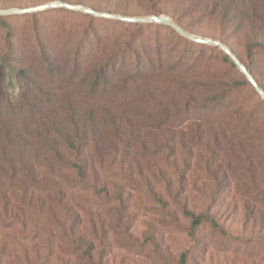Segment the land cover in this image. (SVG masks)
Instances as JSON below:
<instances>
[{"label": "rangeland", "instance_id": "1", "mask_svg": "<svg viewBox=\"0 0 264 264\" xmlns=\"http://www.w3.org/2000/svg\"><path fill=\"white\" fill-rule=\"evenodd\" d=\"M52 2L166 16L222 42L251 75L264 71V0H0V9ZM223 57L165 25L67 9L0 16V140L5 126L21 137L14 170L0 160L3 264L41 263L49 243L50 264H179L183 255L264 264V108ZM71 110L84 129L74 163L87 177L64 184L70 215L59 209L55 224L38 210L50 205L41 186L50 146L37 134L54 135ZM185 212L208 221L192 229Z\"/></svg>", "mask_w": 264, "mask_h": 264}, {"label": "trees", "instance_id": "2", "mask_svg": "<svg viewBox=\"0 0 264 264\" xmlns=\"http://www.w3.org/2000/svg\"><path fill=\"white\" fill-rule=\"evenodd\" d=\"M157 16H161V15H157ZM223 59L227 62L231 61L230 58L226 56L225 54H224ZM233 66H235L234 63H233ZM8 69H9V74L11 76V74L14 73V69L10 66ZM4 71H5V68H4ZM263 72H261L260 70L259 72L255 71L252 74L253 78L256 80L259 87L262 89H264V80H261L260 77L263 76L262 79H264ZM261 73H262V76H261ZM26 74H27L26 71H22L19 73V75H26ZM244 84H247L248 86H250L255 92V94H257L254 88L247 82L246 78L243 76V81L241 82V85H244ZM257 96L259 97L258 94ZM218 99L219 97L216 95L215 97L211 98L210 101H216ZM259 99L261 100L260 97ZM260 103H261V106L264 108V102L261 100ZM175 111L177 112V109H175ZM77 116H78V111L71 110L67 115V119L64 120L65 124L61 126L53 125L54 135H52L51 130H47L46 133L41 132L37 134V139H39V144L50 146L48 147L49 150L46 152L47 156H45L43 160L46 168L48 169L47 171L48 173H45V174L43 173V175H41V179H42L41 186L43 187V190L46 191L50 197L48 198L49 200L48 202L50 205L47 204V201H44L38 210L39 212H41L42 216L46 217L50 215V220H52L51 222L54 221L55 224H56L55 218L57 217V211L59 209L63 210L66 216L70 215V211L63 205L64 198L66 197V188L64 184L67 182L73 184V182L69 181V179L72 177H76V180H79V182L82 184L87 177L84 167H79L78 165L74 163V162H78L82 160L81 158L83 154V144H84L80 140V137H79V133L84 129L82 128L81 125H79L78 118L76 119ZM94 120L92 122H94ZM84 127H87V126H84ZM1 131H3V135H2V140H0V160L4 165L7 164V166L9 167L8 169L11 172L14 170L15 165H16V162L14 159L16 156H18L17 150L21 143V139H20L21 137H17V136L12 137L11 136L12 132L10 131V128H8V126H5L3 130ZM260 131H261V128H260ZM260 134L262 135L261 137L263 141L262 148L264 150V131L262 130ZM24 146L26 147V145ZM21 155H23V153H20L19 156ZM22 162L23 161L21 160L20 163ZM23 164L25 163H22V165ZM23 168L25 169V167ZM1 169H2L1 171L7 174V171H6L7 168L5 166H2ZM0 182L2 181L0 180ZM25 190L27 189H24V191ZM54 196L55 198H52ZM185 216L191 219L192 229L197 228L201 226L203 223L208 221V218H206L203 215H196V214H192L189 212H185ZM63 227L65 228V226ZM214 227L216 226L214 225ZM50 235L51 234H49V236ZM83 240L84 239L82 237V239L78 241L79 244H81V247H82V244L84 245ZM48 245H49V249H48L49 253L48 255L45 254L46 257L41 258V255H38V256L36 255L37 260L41 261V263L37 262L38 264H42V262H44V264H50L53 253H52L51 243H49ZM5 253H6V248L0 249V264H3ZM86 256H87V253L86 255L84 254L82 256V259L80 260H85ZM179 264H186L185 255L181 257Z\"/></svg>", "mask_w": 264, "mask_h": 264}, {"label": "water", "instance_id": "3", "mask_svg": "<svg viewBox=\"0 0 264 264\" xmlns=\"http://www.w3.org/2000/svg\"><path fill=\"white\" fill-rule=\"evenodd\" d=\"M52 9H67L70 11L81 12L83 14H90L96 17L117 20V21L130 23V24L165 25L171 28L172 30H174L179 36H181L182 38H185L186 40L190 42L218 48L221 52H223L226 56L230 58V60L234 63V65L238 68V70L246 78L247 82L254 88L256 93L259 95L261 100L264 102V90L259 87L258 83L255 81L253 76L248 72L246 67L234 55V53L229 49V47L224 45L219 40H214L210 38H202V37L189 34L185 30H183L181 27H179L177 24H175L172 20H170L169 17H166V16L153 15V16H148V17H127V16L118 15V14L100 12V11H97L85 5L70 4L66 2H52V3H46L43 5H39L36 7H30V8L0 9V16L30 14V13H37V12H42V11L52 10Z\"/></svg>", "mask_w": 264, "mask_h": 264}]
</instances>
